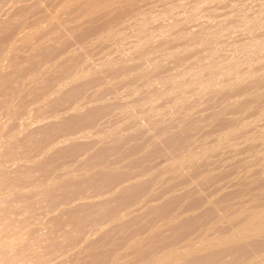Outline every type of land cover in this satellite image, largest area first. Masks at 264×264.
I'll return each mask as SVG.
<instances>
[{
	"label": "rangeland",
	"instance_id": "rangeland-1",
	"mask_svg": "<svg viewBox=\"0 0 264 264\" xmlns=\"http://www.w3.org/2000/svg\"><path fill=\"white\" fill-rule=\"evenodd\" d=\"M0 264H264V0H0Z\"/></svg>",
	"mask_w": 264,
	"mask_h": 264
}]
</instances>
